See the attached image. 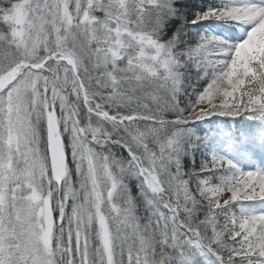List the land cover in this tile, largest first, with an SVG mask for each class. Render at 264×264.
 I'll return each instance as SVG.
<instances>
[{"label": "snow or ice", "instance_id": "6c2138e0", "mask_svg": "<svg viewBox=\"0 0 264 264\" xmlns=\"http://www.w3.org/2000/svg\"><path fill=\"white\" fill-rule=\"evenodd\" d=\"M0 264H264V0H0Z\"/></svg>", "mask_w": 264, "mask_h": 264}]
</instances>
